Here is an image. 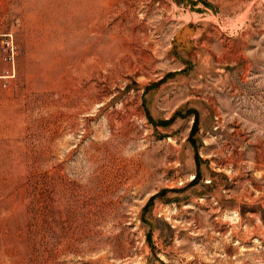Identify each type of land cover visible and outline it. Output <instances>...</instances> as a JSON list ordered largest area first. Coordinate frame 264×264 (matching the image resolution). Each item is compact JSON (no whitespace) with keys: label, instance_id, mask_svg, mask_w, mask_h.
I'll use <instances>...</instances> for the list:
<instances>
[{"label":"rangeland","instance_id":"374dc122","mask_svg":"<svg viewBox=\"0 0 264 264\" xmlns=\"http://www.w3.org/2000/svg\"><path fill=\"white\" fill-rule=\"evenodd\" d=\"M0 264H264V0H0Z\"/></svg>","mask_w":264,"mask_h":264},{"label":"water","instance_id":"95a60500","mask_svg":"<svg viewBox=\"0 0 264 264\" xmlns=\"http://www.w3.org/2000/svg\"><path fill=\"white\" fill-rule=\"evenodd\" d=\"M185 31H190V28L187 26H183L182 28H180L179 30L176 31V33H175L176 37L177 38L181 37Z\"/></svg>","mask_w":264,"mask_h":264},{"label":"bare ground","instance_id":"6f19581e","mask_svg":"<svg viewBox=\"0 0 264 264\" xmlns=\"http://www.w3.org/2000/svg\"><path fill=\"white\" fill-rule=\"evenodd\" d=\"M55 0H45L46 4L49 5V4H53Z\"/></svg>","mask_w":264,"mask_h":264}]
</instances>
